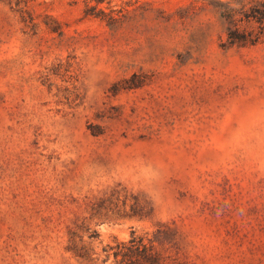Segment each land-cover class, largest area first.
<instances>
[{
    "label": "rangeland",
    "instance_id": "rangeland-1",
    "mask_svg": "<svg viewBox=\"0 0 264 264\" xmlns=\"http://www.w3.org/2000/svg\"><path fill=\"white\" fill-rule=\"evenodd\" d=\"M253 1L0 0V264H115L132 230L264 264V43L219 12Z\"/></svg>",
    "mask_w": 264,
    "mask_h": 264
},
{
    "label": "trees",
    "instance_id": "trees-1",
    "mask_svg": "<svg viewBox=\"0 0 264 264\" xmlns=\"http://www.w3.org/2000/svg\"><path fill=\"white\" fill-rule=\"evenodd\" d=\"M219 6L220 16L225 22L228 46L264 43V0H254L247 9H236L229 4ZM73 249L78 256H85V253L75 247ZM103 251L106 254L103 261L112 254L115 264H181L167 261L154 249L150 240L146 241L144 235L136 234L133 230L128 240H117L114 245H107Z\"/></svg>",
    "mask_w": 264,
    "mask_h": 264
}]
</instances>
